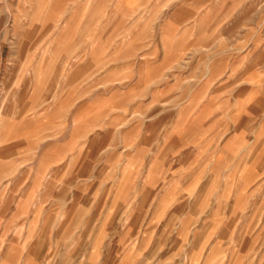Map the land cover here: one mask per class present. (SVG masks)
I'll list each match as a JSON object with an SVG mask.
<instances>
[{"label":"rangeland","instance_id":"rangeland-1","mask_svg":"<svg viewBox=\"0 0 264 264\" xmlns=\"http://www.w3.org/2000/svg\"><path fill=\"white\" fill-rule=\"evenodd\" d=\"M92 1L0 0V260L264 264V184L250 186L264 155L252 182L235 187L232 169L219 188L206 142L222 95L231 141L264 131V0H132L144 29L121 1L81 11ZM106 47L122 71L147 53V91L118 84L107 106L78 107V69L93 66L78 54Z\"/></svg>","mask_w":264,"mask_h":264},{"label":"crops","instance_id":"crops-1","mask_svg":"<svg viewBox=\"0 0 264 264\" xmlns=\"http://www.w3.org/2000/svg\"><path fill=\"white\" fill-rule=\"evenodd\" d=\"M117 1L118 2L121 1V2H120V5L118 3L120 7H116L118 9L115 11H118V12L122 11V12H127V13L132 12V11L134 12L138 11L140 13L138 20L134 18L132 20H129L126 23L128 24L129 27L131 26L138 27V29H142V28L144 29L146 27V17H145L146 6L144 2L142 3L139 2L138 5L135 6L134 3H132V0H117ZM105 8H106L105 4H100L99 1L96 0L95 2L92 1L88 4L83 5L80 9L81 11L101 13L106 10ZM103 17L104 16L102 15L100 18L102 19ZM92 18L95 19L93 15H92ZM97 19L101 20L99 19L98 16H97ZM131 39H132V36L129 35L126 43H129V44L134 43V41H132ZM110 41L111 39L110 40L108 39V42H106V44L108 43V46L113 43L112 41L111 42ZM94 43L97 44V48H98L100 45L99 41L94 42ZM138 43L139 45H143V49L145 48L144 44L146 43V40L144 37L141 38L139 36ZM112 48L113 47H111L109 50V47H106L107 50L105 54L102 52V50L101 51L91 50L89 53H87V55L86 53L84 54L83 52H80V54H78L79 55L78 58L80 57L79 59H84L87 56V58L90 60V64L93 63V66L91 68H86V69L81 68V72H79L80 70L78 69V75H81L80 76L81 79H79L80 81L78 82V107H89V108L99 107L100 108V107L107 106V104L105 105L104 102H106L105 100L112 99V96L116 90L115 88L116 86H118V84L122 86L124 91H129L131 84L135 83L136 81L139 84L140 91L141 90L147 91L145 87V84H146L145 77H146L147 72H146V67H145L146 63L144 61L147 53L140 52L138 54V64L135 67H133L134 69H129L130 65L127 64L124 66V69L122 71V70H118L115 68V63L113 59L114 55L112 53L114 48L113 49ZM135 64L136 63H134V65ZM160 65L161 63H157L155 65V67L159 69L158 71L154 73L156 76L162 75L161 70L163 68L160 67ZM235 88L236 90L238 89L237 87ZM219 90H222L225 92L226 86H220ZM155 91H158V89ZM238 102L239 101L236 100L235 109L240 107ZM217 104L219 107L218 120L220 124L217 129V133L213 137L207 138V141H206L207 144H209V148L211 152L215 151L216 149H219V152L216 156L214 152L212 153L214 155L212 154L209 155L211 157L210 162H209L210 164L212 163L215 164V162L220 163L217 168H213L212 166H210L209 168L210 172L214 170L215 173H218L217 175L218 178L215 179L213 186L218 185L219 188L230 186L226 182L228 181V177L230 176V171L233 169L234 171H237L239 173L238 179L236 178V180H234L238 182V183H235V187L240 188V187L245 186L244 184H248L249 182H252L253 179H255V175L253 174L252 169H254V164L257 163L255 156L258 157L259 155H264V131H260L259 129L257 130V132H255L254 134L255 137L250 147H245V146L241 147V143L239 142V138L237 137L236 132H234L235 133L234 142L231 141L232 138L228 137L227 135V126H226V120H227L226 116L227 115H226V110H225L226 95H222L219 98V102ZM237 112L238 111L235 110L234 119H238L240 117V114H238V118H237V115H236ZM88 124H89L87 126L88 129H86V132H85L86 136L85 135L83 136L84 141H86L89 137L94 135L93 127L90 126V124L92 125L91 118H90V122L88 121ZM231 129L236 130L237 129L236 125L235 127H231ZM232 134L233 133H230V135ZM254 146L255 147L257 146V148L255 149ZM227 153H231L235 161L234 164H232L229 169V174H228V170H227L226 162H225L227 161V159L225 158ZM243 155H250L253 157L250 165L249 166L246 165L244 169L242 168L241 163H239V157ZM213 156L215 158H213ZM253 181H255V183L254 184L252 183V185H250L251 187H259L264 184V180L262 181L253 180ZM203 186H206V183H204ZM216 198L217 200H219L220 196L217 195ZM195 251L210 252L211 244L206 245L204 249H197V250L195 249ZM191 263L193 264V262ZM0 264H7V263L5 260L1 259ZM12 264H60V261L51 263L49 261L46 262L42 260H36L33 262L19 260Z\"/></svg>","mask_w":264,"mask_h":264}]
</instances>
